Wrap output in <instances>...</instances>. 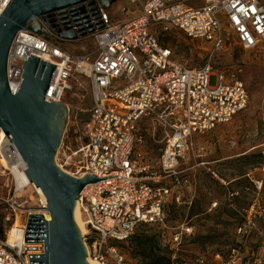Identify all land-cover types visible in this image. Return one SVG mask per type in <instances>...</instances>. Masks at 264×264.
<instances>
[{"label": "built area", "instance_id": "built-area-1", "mask_svg": "<svg viewBox=\"0 0 264 264\" xmlns=\"http://www.w3.org/2000/svg\"><path fill=\"white\" fill-rule=\"evenodd\" d=\"M12 1L0 0V18ZM127 1L139 7L127 22H113L108 12L101 11L104 29L91 36L96 44L93 61L68 53L44 36L21 31L7 65L12 94L19 91L23 66L30 58L54 65L46 101L69 109L75 101L67 105L65 99H71L74 82L87 76L92 105L83 124V145L70 155L75 158L71 176L97 181L84 188L77 205L88 231L83 235L88 257L99 264H131L117 244L142 227L166 229L171 205L191 206L183 201L182 191L193 166H203V155L195 151L196 139L231 123L251 104L243 81L226 78L209 65L189 67L161 38L176 29L193 42L209 44L210 53L222 51L230 36L244 50L264 42L263 0ZM211 77H217L214 87ZM149 119L165 133L154 165L137 151L141 124ZM19 160L7 137L0 147V165L9 171L8 165ZM42 209L25 212V227L14 245L0 238V264H44L43 225L28 226L31 216L48 215L47 204ZM194 237L188 220L171 230V264L185 260L184 247ZM212 258L218 264L235 262L233 256L225 262L220 253ZM191 264L208 261L195 256Z\"/></svg>", "mask_w": 264, "mask_h": 264}, {"label": "rangeland", "instance_id": "rangeland-1", "mask_svg": "<svg viewBox=\"0 0 264 264\" xmlns=\"http://www.w3.org/2000/svg\"><path fill=\"white\" fill-rule=\"evenodd\" d=\"M123 8H127L125 13ZM138 9L127 0H119L107 12L113 22L124 23ZM43 36L72 55L88 56L91 61L95 57L92 37L71 43L61 42L48 32ZM161 42L191 68L209 65L226 78L243 81L251 93V104L231 123L196 139L195 151L203 155V166H193L182 191L183 201L191 206L171 205L166 229L142 227L117 246L131 264H170L169 233L188 220L195 237L185 245L188 255L181 264H191L195 256H204L208 264H218L212 258L216 253L225 262L233 256L234 264H264V42L244 50L235 36H230L222 51L210 53L209 44L193 42L176 29L166 33ZM216 85L217 77H211L210 86ZM89 92L87 76L74 82L71 99L75 105L67 107L69 116L56 157L57 164L69 175L75 160L70 159L71 154L83 145V124L92 105ZM141 138L137 151L154 165L165 133L149 119L141 124ZM14 209L35 213L43 210L35 190L18 192L12 172L0 165V224L4 237L15 221Z\"/></svg>", "mask_w": 264, "mask_h": 264}, {"label": "water", "instance_id": "water-1", "mask_svg": "<svg viewBox=\"0 0 264 264\" xmlns=\"http://www.w3.org/2000/svg\"><path fill=\"white\" fill-rule=\"evenodd\" d=\"M119 0H13L0 18V130L11 139L26 165V176L39 188L47 203L50 221L33 215L28 226L43 225L44 264H88L85 237L79 232L74 212L84 188L96 183L86 176L73 177L56 162L62 144L68 108L48 103L55 66L38 57L23 66L19 91L12 94L7 79L8 56L16 35L29 31L40 36L46 31L39 23L69 11L72 23L61 17L57 40L78 43L102 31L101 11L107 12ZM56 22V20H54Z\"/></svg>", "mask_w": 264, "mask_h": 264}, {"label": "bare ground", "instance_id": "bare-ground-1", "mask_svg": "<svg viewBox=\"0 0 264 264\" xmlns=\"http://www.w3.org/2000/svg\"><path fill=\"white\" fill-rule=\"evenodd\" d=\"M71 100L72 99L70 98H66L65 103L67 105H71L73 103ZM5 139H7L5 133L3 131H0V147L5 141ZM7 168L9 169V171L12 172L14 176L17 191L21 192L27 188H33L37 193V195L40 197V200L45 207L47 203L44 194L39 188H36L33 184L30 183V181L26 176V173L24 172L26 170V165L23 159L20 157L19 163L10 164L8 165ZM45 219L49 221L50 217L48 215H45ZM74 220L81 235H86L88 231L81 217V213L78 205L76 206L74 212ZM25 221H26V213L21 210L17 211L15 221L13 225L7 230L6 233V239L10 245H14L16 241L21 238L22 231L25 227ZM87 262L88 264H99L97 261L90 258L87 259Z\"/></svg>", "mask_w": 264, "mask_h": 264}, {"label": "flooded vegetation", "instance_id": "flooded-vegetation-1", "mask_svg": "<svg viewBox=\"0 0 264 264\" xmlns=\"http://www.w3.org/2000/svg\"><path fill=\"white\" fill-rule=\"evenodd\" d=\"M70 12L67 11L65 12V14L63 16H54L50 19H46L45 20V23L44 22H41L39 21V23L42 25V27L44 29H46V31L52 36L54 37L55 39L58 38V33H57V29H59L58 27H54V25H57V23H59L60 25L62 24V21L60 20L61 17H66V21H69V23L71 24L72 23V18L70 16ZM54 20H56V22H54ZM73 24V23H72ZM61 29H63L64 27H62V25L60 26Z\"/></svg>", "mask_w": 264, "mask_h": 264}, {"label": "trees", "instance_id": "trees-1", "mask_svg": "<svg viewBox=\"0 0 264 264\" xmlns=\"http://www.w3.org/2000/svg\"><path fill=\"white\" fill-rule=\"evenodd\" d=\"M0 238H5L4 237V234H3V231H2V226H1V224H0ZM170 258V257H169ZM170 260V259H169ZM154 264H156V263H154ZM170 264H171V262H170Z\"/></svg>", "mask_w": 264, "mask_h": 264}]
</instances>
